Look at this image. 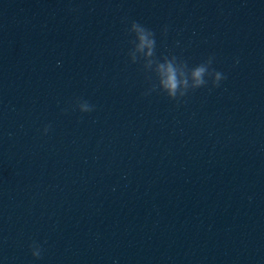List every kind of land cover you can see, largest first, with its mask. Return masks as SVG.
Segmentation results:
<instances>
[{
	"label": "clouds",
	"instance_id": "1",
	"mask_svg": "<svg viewBox=\"0 0 264 264\" xmlns=\"http://www.w3.org/2000/svg\"><path fill=\"white\" fill-rule=\"evenodd\" d=\"M128 32L135 36V39L131 41L134 46L129 51L131 61L135 63L142 58L145 72L153 73L155 76L154 81L151 76L148 77L151 81L149 92L159 91L170 100L179 102L180 98L188 95L190 91L206 87L209 82L213 88H218L221 82L227 79L224 73L212 67L213 56H209L193 67H189L187 61L175 55L158 60L155 57V33L151 29L138 21H132ZM75 106L81 113H90L95 109V106L86 100H77ZM50 129L51 125H45L43 133L47 134ZM29 247L31 255L35 259H40L42 246L33 242Z\"/></svg>",
	"mask_w": 264,
	"mask_h": 264
}]
</instances>
